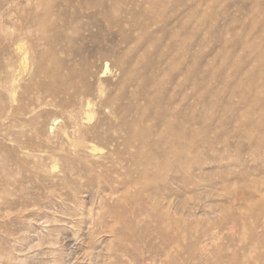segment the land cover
Segmentation results:
<instances>
[{
    "label": "rangeland",
    "instance_id": "374dc122",
    "mask_svg": "<svg viewBox=\"0 0 264 264\" xmlns=\"http://www.w3.org/2000/svg\"><path fill=\"white\" fill-rule=\"evenodd\" d=\"M0 264H264V0H0Z\"/></svg>",
    "mask_w": 264,
    "mask_h": 264
},
{
    "label": "bare ground",
    "instance_id": "6f19581e",
    "mask_svg": "<svg viewBox=\"0 0 264 264\" xmlns=\"http://www.w3.org/2000/svg\"><path fill=\"white\" fill-rule=\"evenodd\" d=\"M54 96V95H53Z\"/></svg>",
    "mask_w": 264,
    "mask_h": 264
}]
</instances>
